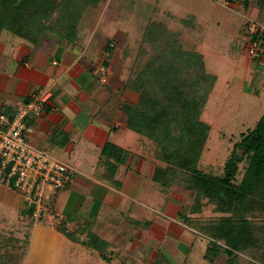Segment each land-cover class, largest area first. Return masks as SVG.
<instances>
[{
	"label": "rangeland",
	"instance_id": "374dc122",
	"mask_svg": "<svg viewBox=\"0 0 264 264\" xmlns=\"http://www.w3.org/2000/svg\"><path fill=\"white\" fill-rule=\"evenodd\" d=\"M85 8L78 23L79 39L86 37L87 40L96 35L101 45L111 42L112 48L120 51L119 63H122L123 55L128 59L127 81L121 86L136 93L137 97L126 101L127 104L138 103V74L149 59L167 44L176 43L189 53L202 54L205 71L216 76V81L200 114V120L208 125L209 131L199 167L208 173L221 174L234 145L264 115V54L252 56L248 31L252 21L264 26V0H234L229 6L225 0H98ZM88 26L92 28L88 30ZM1 33L9 41L0 55V64H4L14 57L15 46L26 39L7 29ZM102 76V73H97V79ZM99 85L104 86L101 82ZM84 119L85 115L80 116V122ZM52 153L60 159L62 156L68 159H62L66 162L72 163L74 159L72 164L76 168L86 165L82 162V166L78 158L69 154ZM241 154L240 150L237 151L239 157ZM155 155L160 160L157 149L153 157ZM160 161L165 167L166 163ZM246 165L244 157L239 163L238 181ZM83 180L93 183L90 178ZM148 188L153 191L149 199L152 202L141 200L139 223L127 210L115 209L109 217L114 227L111 230L114 240L112 247L102 246L110 255L109 260L103 258L99 251L79 246L58 234L54 239L50 264H227L226 255H219L213 262L204 258L212 239L206 227L226 213L216 210L207 199H198L197 191L188 187L186 177L178 174L170 179L168 186L150 179ZM83 195L87 201L91 197L88 191ZM52 196L48 188L44 205L59 212L51 206ZM169 202L172 207L170 214L175 215L178 210L188 221L179 214L177 219L167 215ZM155 206L157 209L151 211ZM248 216L256 225H264V209ZM147 220H153L155 225H149L145 222ZM260 249L264 250V242ZM255 252L246 250L239 253L240 263L264 264Z\"/></svg>",
	"mask_w": 264,
	"mask_h": 264
},
{
	"label": "crops",
	"instance_id": "0c3cea01",
	"mask_svg": "<svg viewBox=\"0 0 264 264\" xmlns=\"http://www.w3.org/2000/svg\"><path fill=\"white\" fill-rule=\"evenodd\" d=\"M95 24L97 28L98 21ZM79 38L77 34L74 41L53 40L39 47L25 40L15 46L14 57L8 63L0 64V109L4 112L13 114L39 89L51 92L42 113L27 119V141L51 155L69 154L81 164L86 163L81 169L77 167L76 180L70 187L51 197V206L65 216L60 222L49 215L36 221L22 195L0 179V258L5 264H50L58 234L99 251L108 260L106 249L95 248L87 241L96 235L106 242L103 246L112 247L114 227L108 219L113 210H127L138 222L140 202L150 201L153 192L148 188L149 180L155 181V169L161 161L156 155L153 157L155 143L128 123L125 103L137 97L121 86L127 81L128 59L123 55L119 63L120 51L112 48L111 42V50L108 44L103 47L96 35L87 40ZM6 40L1 33L0 55L9 43ZM98 72L103 74L101 79H97ZM99 82L104 86L100 87ZM106 143L127 154L114 150L104 154ZM117 158L123 160L118 162ZM83 178L93 179V183H86ZM85 191L91 194L88 201ZM169 204L166 214L177 219L179 211L170 214ZM155 209L157 206L151 211ZM145 222L155 225L153 220Z\"/></svg>",
	"mask_w": 264,
	"mask_h": 264
},
{
	"label": "trees",
	"instance_id": "16d2710c",
	"mask_svg": "<svg viewBox=\"0 0 264 264\" xmlns=\"http://www.w3.org/2000/svg\"><path fill=\"white\" fill-rule=\"evenodd\" d=\"M96 2L0 0V34L7 29L37 47L53 40L74 41L85 7ZM107 48L111 50L109 44ZM215 81L216 76L205 71L202 54L169 43L138 74L139 101L136 105L125 104L128 123L155 143L158 157L166 163L165 167H156L155 181L168 186L173 176L186 177L198 199H207L216 210L227 214L206 227L212 239L204 258L213 262L219 255H226L227 264H241L239 253L248 250L257 251L258 259L264 261V250L260 249L264 225H256L248 216L264 209V115L234 145L221 174L205 172L199 161L209 127L200 120V114ZM113 148L106 143L103 153L111 154ZM239 150L241 157L237 155ZM115 151L127 154L118 147ZM244 157L247 165L238 181L239 163ZM122 160L117 158L118 162ZM179 216L188 219L183 212ZM67 235L73 237L70 232ZM87 244L102 248L106 242L93 235ZM0 264H5L1 258Z\"/></svg>",
	"mask_w": 264,
	"mask_h": 264
},
{
	"label": "built area",
	"instance_id": "2783aa9c",
	"mask_svg": "<svg viewBox=\"0 0 264 264\" xmlns=\"http://www.w3.org/2000/svg\"><path fill=\"white\" fill-rule=\"evenodd\" d=\"M231 1L225 0L226 5ZM249 24V51L257 57L264 50V26L255 21ZM50 96L49 89H39L13 114L0 109V179L22 195L35 220L49 215L60 222L65 216L44 205L46 190L56 196L67 189L75 182L78 169L33 147L26 139L28 117L40 115Z\"/></svg>",
	"mask_w": 264,
	"mask_h": 264
}]
</instances>
